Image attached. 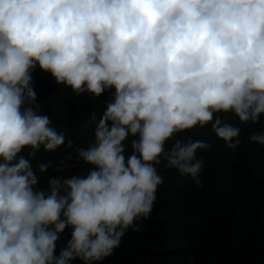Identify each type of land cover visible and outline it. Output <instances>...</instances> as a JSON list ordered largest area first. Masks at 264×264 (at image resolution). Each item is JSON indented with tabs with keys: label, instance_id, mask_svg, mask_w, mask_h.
I'll return each instance as SVG.
<instances>
[{
	"label": "clouds",
	"instance_id": "clouds-1",
	"mask_svg": "<svg viewBox=\"0 0 264 264\" xmlns=\"http://www.w3.org/2000/svg\"><path fill=\"white\" fill-rule=\"evenodd\" d=\"M37 65L76 95L111 92L89 117L93 140L76 148L87 173L46 189L37 173L68 165L33 160L73 143L36 103ZM228 115L264 129V0H0V264L112 255L150 217L162 162L203 187L197 153L211 145L181 134L211 123L237 149ZM248 139L264 146V131Z\"/></svg>",
	"mask_w": 264,
	"mask_h": 264
},
{
	"label": "trees",
	"instance_id": "trees-1",
	"mask_svg": "<svg viewBox=\"0 0 264 264\" xmlns=\"http://www.w3.org/2000/svg\"><path fill=\"white\" fill-rule=\"evenodd\" d=\"M33 72L38 73V84L44 90L43 97L37 99L36 103L42 106L41 112L51 120L57 113L50 99L54 94L51 84L55 79L51 73L50 80L45 77L39 65ZM64 88L68 94H62L59 98V119L71 130L83 129L93 112L99 119L104 110L102 101L107 102L110 97L105 92L96 101L88 93L76 95L71 88L65 85ZM226 118L241 129V144L235 150L227 149L224 142L216 137L211 123L204 128L199 127L196 137L189 132L185 133V136H190L193 140H203L211 145L207 149L211 157L207 159L201 172L203 187H196L191 179L173 181V171L162 162L157 169L163 183L158 186L150 217L135 221L134 225L139 231L129 228L113 254L95 264H264V238L248 239L240 233L236 206L224 204L218 207L213 202L205 203L214 190L213 184L217 179L216 161L219 156L214 155L222 156L221 161L226 164L231 180L264 185L256 177L254 167V156L256 152L264 150V146L248 139L253 133L264 129L260 124H240L231 115ZM261 123H264V116L261 117ZM91 130L94 132V128ZM62 160L68 165L63 171L49 169L46 173H37L38 188L46 189L47 181L52 176L68 177L86 174L89 170V166L78 158L76 149L66 146H61L55 153H44L41 150L34 159V167L38 162L52 161L56 165ZM70 238L71 231L66 229L57 241L56 256H59ZM73 264L83 262L77 259Z\"/></svg>",
	"mask_w": 264,
	"mask_h": 264
},
{
	"label": "rangeland",
	"instance_id": "rangeland-1",
	"mask_svg": "<svg viewBox=\"0 0 264 264\" xmlns=\"http://www.w3.org/2000/svg\"><path fill=\"white\" fill-rule=\"evenodd\" d=\"M36 70V68H35ZM36 72V71H35ZM32 72L33 78V87L36 93L37 99L43 97L44 90L38 84V73ZM43 75L48 77L49 73L44 72ZM50 80V79H49ZM48 80V81H49ZM53 94L50 96V99L56 108V114L53 119H51V126L56 129L58 133H63L66 137V140H71L73 147L86 148L89 143L93 140L94 132L91 128H94V125H90L87 122L83 129L81 130H71L64 126L59 119L61 116L59 98L62 94H68L67 90L64 88V85L57 84L53 82L51 84ZM108 95H111L110 91H106ZM101 97H94L96 101L100 100ZM199 131V126L193 128L189 134L196 137V133ZM185 136V133L181 134ZM170 144H167L166 147H170ZM42 150V149H41ZM258 151V150H257ZM41 152V151H40ZM131 153V149H127V154ZM208 150L198 151L197 156L200 159H203L204 165L207 164V159L210 156L208 155ZM22 155H27L26 152H22ZM219 156L216 161V167L218 168L217 179L213 184L214 190L211 195L208 197V201L205 203L208 204L213 202V204L221 207L224 204L234 205L238 211L237 224L240 233L248 239H253L257 237L264 238V185L260 183H251V182H235L230 179L228 174V168L226 164L221 161L222 156ZM255 161V175L258 179L264 182V150L256 152L254 156ZM33 160V165H34ZM173 171V181H183V179H189L186 176H182L175 169ZM186 182V180H185Z\"/></svg>",
	"mask_w": 264,
	"mask_h": 264
}]
</instances>
